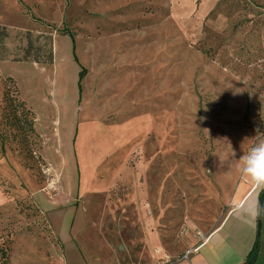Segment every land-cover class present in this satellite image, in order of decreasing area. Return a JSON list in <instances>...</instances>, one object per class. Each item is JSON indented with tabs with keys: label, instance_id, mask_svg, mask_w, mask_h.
Returning a JSON list of instances; mask_svg holds the SVG:
<instances>
[{
	"label": "rangeland",
	"instance_id": "obj_1",
	"mask_svg": "<svg viewBox=\"0 0 264 264\" xmlns=\"http://www.w3.org/2000/svg\"><path fill=\"white\" fill-rule=\"evenodd\" d=\"M0 25V264L3 252L9 264H94L117 247L121 264L145 263L151 241L162 252L152 264L182 256L188 234L219 220L238 159L264 137V0H0ZM28 31L36 44L52 35L53 63L14 60ZM20 97L52 169L35 138L25 149ZM113 141L125 159L143 146L135 180L81 195L74 144L91 163Z\"/></svg>",
	"mask_w": 264,
	"mask_h": 264
},
{
	"label": "crops",
	"instance_id": "obj_2",
	"mask_svg": "<svg viewBox=\"0 0 264 264\" xmlns=\"http://www.w3.org/2000/svg\"><path fill=\"white\" fill-rule=\"evenodd\" d=\"M36 131L41 137V147L38 150V153L46 165L52 169L53 161L48 154L43 151L45 147H43L42 134L39 133L37 128ZM146 136L147 134L142 137L146 138ZM117 144L118 143L115 144L113 141L111 142V148H100L97 151V154H94L91 163L89 160L82 162V160L79 159L77 143L74 144L72 158H74V164L77 165V169L80 172L78 182L81 195L85 196L89 193H105L116 185L118 181H126L129 179L132 181L135 180L137 169L133 168V166L131 167L130 159L133 157L134 153L140 150L143 146L140 144L133 145V154L125 159L124 157L120 158L117 156L121 154L119 148L116 147ZM125 144L131 146L136 143L127 142ZM56 145V152L60 155L58 164L63 165L66 162V157L62 153V142L57 140ZM90 149H93L92 145H89L88 151ZM78 150H81V148ZM88 151L84 148L85 154ZM108 153L109 155H107ZM89 165L93 166V174L91 177L87 176L86 179H83V177L81 178L83 167L85 166L86 168H89ZM228 181V185H232L233 189L228 197L224 195V200L228 201V203L223 206L222 210L219 209V220L215 224L204 225L201 227L200 235L193 233L188 234L189 241L192 243L189 247L193 249L195 248L188 258L179 259L178 257L172 262L166 264H243L257 239L259 240V254L253 264H264V191L259 193V204L262 206V214L253 219L246 214L248 204L255 198V194L252 191L253 186L249 183L248 177L243 176L240 173L237 178L234 180L229 179ZM60 185L62 192H59V196L62 194L68 196L69 190L67 185L61 182V180ZM139 194H141V192H139ZM144 209V207H140L139 211L143 212ZM76 215L77 210L75 209L74 219ZM74 219H72L69 228L72 227L71 225ZM78 228L79 226H77V230ZM126 241L128 242V234H126V232L121 236L112 238L111 240L113 245L117 246L121 244H124L125 246ZM121 246L123 248V245ZM112 249H115V247ZM154 249L156 251H154ZM119 252L120 250L117 247L116 253H112L109 257H93L92 261L95 262L94 264H121ZM144 252L139 255H141L142 258H145V263L133 262L131 264H152L156 257L162 256L160 247L157 246L156 243H153V241L145 246ZM80 260L79 264H82L83 262L84 264H87L83 258Z\"/></svg>",
	"mask_w": 264,
	"mask_h": 264
},
{
	"label": "trees",
	"instance_id": "obj_3",
	"mask_svg": "<svg viewBox=\"0 0 264 264\" xmlns=\"http://www.w3.org/2000/svg\"><path fill=\"white\" fill-rule=\"evenodd\" d=\"M62 34L66 35L69 34L71 36H74V34L69 31L68 29L64 28L62 30ZM8 37L7 31L5 26L0 25V48L4 49V40ZM27 37V46L24 47L23 49V56L21 58H15V61H31L39 64H51L54 61V43H53V38L52 35L46 36L47 43L46 44H36L38 38L33 39L31 32L26 33ZM47 47V48H46ZM6 57V52L2 51L0 52V58L3 59ZM86 70H81V78L85 75ZM80 85V83H79ZM81 87V86H80ZM20 105L23 106V109L25 110V120L23 121L22 126L20 127L21 135H22V140L24 141L25 149L30 152L31 144L30 143V138H35L37 141L36 146H37V151L41 147V137L37 133L36 128H35V114L31 108L28 107L26 101H24L20 97ZM26 108V109H25ZM30 116V118H28ZM259 254V240L257 239L254 246L248 253L245 261L243 264H253ZM2 256L4 257V260L2 264H9L7 262L6 258V253L3 252Z\"/></svg>",
	"mask_w": 264,
	"mask_h": 264
},
{
	"label": "clouds",
	"instance_id": "obj_4",
	"mask_svg": "<svg viewBox=\"0 0 264 264\" xmlns=\"http://www.w3.org/2000/svg\"><path fill=\"white\" fill-rule=\"evenodd\" d=\"M254 145L244 153L236 165L241 175L248 177L255 198L248 204L247 216L256 218L262 214L259 193L264 191V137L255 136ZM233 157L235 153H232Z\"/></svg>",
	"mask_w": 264,
	"mask_h": 264
},
{
	"label": "built area",
	"instance_id": "obj_5",
	"mask_svg": "<svg viewBox=\"0 0 264 264\" xmlns=\"http://www.w3.org/2000/svg\"><path fill=\"white\" fill-rule=\"evenodd\" d=\"M195 250V248H190L188 250H186L182 256L179 257V259H184V258H188V256ZM175 259H172L170 256H166L165 260L161 262V264H166V263H170Z\"/></svg>",
	"mask_w": 264,
	"mask_h": 264
},
{
	"label": "water",
	"instance_id": "obj_6",
	"mask_svg": "<svg viewBox=\"0 0 264 264\" xmlns=\"http://www.w3.org/2000/svg\"><path fill=\"white\" fill-rule=\"evenodd\" d=\"M260 203H261V200H260Z\"/></svg>",
	"mask_w": 264,
	"mask_h": 264
}]
</instances>
